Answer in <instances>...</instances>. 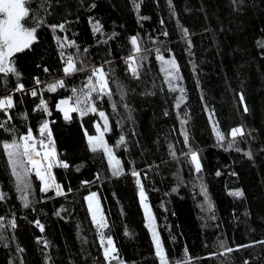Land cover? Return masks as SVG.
I'll return each mask as SVG.
<instances>
[{
  "label": "trees",
  "instance_id": "trees-1",
  "mask_svg": "<svg viewBox=\"0 0 264 264\" xmlns=\"http://www.w3.org/2000/svg\"><path fill=\"white\" fill-rule=\"evenodd\" d=\"M29 7L25 26L38 24L36 40L12 58L19 78L0 74V99L11 96L14 103L0 111V264H108L87 208L92 193L116 261L158 264L133 170L169 264H264V0H31ZM60 24L63 30L53 31L51 25ZM132 37L140 47L135 76L127 69ZM69 55L83 70L65 76ZM157 55L179 68V107L181 94L170 90ZM101 67L111 97L93 92L91 99L108 118L103 139L119 161V176L103 149L89 145L104 122L98 112H72L66 120L57 109L61 100L75 106L83 99L92 69ZM61 80L63 87L47 90ZM18 84L24 91H15ZM41 97L47 112L37 109ZM210 115L226 136L223 144ZM45 121L57 159L68 165L52 168L64 195L42 193L30 171L25 207L3 143L29 129L44 139L39 128ZM235 127L245 136L229 148ZM190 149L200 159L199 173L186 155ZM237 190L242 197L230 195ZM221 241L233 251L222 254Z\"/></svg>",
  "mask_w": 264,
  "mask_h": 264
},
{
  "label": "snow or ice",
  "instance_id": "snow-or-ice-1",
  "mask_svg": "<svg viewBox=\"0 0 264 264\" xmlns=\"http://www.w3.org/2000/svg\"><path fill=\"white\" fill-rule=\"evenodd\" d=\"M30 2L31 0H0V74H3L4 77H7L9 74L17 75L19 78V74L16 73V70L13 66V56L15 53L23 51L24 49L29 48L36 40V27H27L25 26V21L32 18L31 10H30ZM139 8V5H136ZM163 23V22H162ZM53 31L56 28H60L63 30L64 25H51ZM99 25L94 26V31H99ZM185 37H187V30H183ZM167 35V33H165ZM131 44L133 45L134 55L129 57L128 67L132 74L137 75L136 63L138 62L135 56V53L140 52V47L137 42L136 37H132ZM66 45L64 43L60 44L61 48H64ZM87 51V50H85ZM159 53V49H157ZM64 53L61 52V56ZM157 59L161 60L163 63V71L165 72L166 82L169 84V88L171 91H179L180 96L178 97L177 107L180 106V103L184 100V89L180 87L177 88L176 81H179L181 78L179 76V68L174 59L165 60L163 56L157 55ZM83 68H78L76 61L73 59L71 55L66 58L65 66L63 67V72L65 76L72 75L77 71H82ZM47 71V69H45ZM93 78H95V83H93ZM36 83L39 85L40 81L37 80ZM64 82L57 81L54 84L48 85V91H56L58 87H63ZM88 87L89 92L84 95L83 99L79 97L76 98L75 106L62 107L69 104L68 100H61L57 105L58 109L64 113V118L66 120L70 119V113L79 112L81 116L87 115L88 113H97L99 117L104 121L103 130H101V126L97 124V132L100 133L97 137H89V145L92 148V151H98V146L103 147V151L105 155L108 157L110 166H113L112 174L113 176L121 175V169L119 167V161L112 155V149L109 148L103 142V133L109 130L108 128V118L103 111H98L94 102L91 99V93L97 92V98L102 96L111 97V91L108 87V81L106 79V73L103 68H94L92 69L91 76L88 79ZM15 91H24L23 84H18ZM76 91L75 89L73 90ZM31 95L36 97L38 95L36 90L31 91ZM241 103L244 101V97L241 95L240 97ZM14 107L13 100L11 96H7L4 99H0V111L7 112L8 109H12ZM38 110H42L44 112L48 111L47 104L45 100L41 97L40 103L37 106ZM248 109L245 106L244 111L246 112ZM207 111V109H206ZM11 120V116L8 117ZM210 122H212L213 131L216 135L217 142L223 144L226 140V136L219 130V126L212 119V115L209 116ZM187 121H181V126L183 127ZM4 124H0V128H4ZM39 133L43 137L45 134L47 135V141L45 139L37 140L31 129L28 130L26 134L20 135L17 138H14L11 142L3 143V148L8 157V163L11 167L12 175L16 178L17 182V190L21 193V200L24 203L25 207L29 206V201L27 199V192L30 188V183L27 181L26 177L30 171L35 172V176L41 182L40 191L42 193H47L51 189H55L56 196L64 195V191L61 186L56 183L55 178L52 176V168L54 166H62L67 168L68 165L65 162L59 161L57 159V155L55 152L54 144L51 141V132L48 127V123L45 121L39 128ZM184 136V142L187 145L188 137L186 132L181 133ZM87 135V133H86ZM228 136L231 137V140H228V147L232 148L238 137L245 136V130L243 127H235L232 128ZM124 143V137L121 136L120 140L117 143V146ZM237 151L240 149L237 148ZM174 156L175 153H172ZM190 156L191 163L194 165L195 171L197 173L201 172V164L200 159L198 157L197 152L192 151L190 149L189 153L186 154ZM250 155V154H248ZM132 175L136 177V184L139 188V197L141 200V204L145 208L146 215V226L149 227V230L152 232V238L155 246V255L159 258V264H169L168 258L162 246V243L159 239L158 233L152 228V223L154 221V217L151 216L150 210L148 206L145 204L147 199L145 195V191L140 181V173L133 170ZM217 175H220L217 172ZM87 183V182H85ZM237 198L243 196L242 191H234L230 193ZM4 199L3 194H0V200ZM88 202V210L91 215V220L93 225L97 229V234L99 236L100 245L103 249V255L105 261L108 264H111V261L117 260V249L114 245V242L110 236H106L104 233V229L108 227L107 221L101 212L97 195L96 193H92L88 197L85 198ZM95 205V206H94ZM211 208V205H209ZM59 215V213H57ZM37 227L43 231V226L36 221ZM12 227H15L13 222ZM128 235V233H125ZM259 243L264 244V241H260ZM220 246L225 249V253H231L233 251L232 248L226 247L223 241L220 242ZM249 245H244L241 247H248ZM247 264V262H245Z\"/></svg>",
  "mask_w": 264,
  "mask_h": 264
},
{
  "label": "rangeland",
  "instance_id": "rangeland-1",
  "mask_svg": "<svg viewBox=\"0 0 264 264\" xmlns=\"http://www.w3.org/2000/svg\"><path fill=\"white\" fill-rule=\"evenodd\" d=\"M134 55V53L132 54V55H130V56H133ZM138 55H140V52L139 53H135V56H138ZM129 56V57H130ZM128 57V58H129ZM129 63V62H128ZM128 63H127V69H128V72H131L130 70H129V67H128ZM60 102V101H59ZM59 102H58V104H59ZM69 106H72V105H70V104H68V105H65V106H62V107H69ZM57 109H58V107H57ZM59 110V109H58ZM59 112H60V114L64 117V113L62 112V111H60L59 110ZM103 123L104 122H102L101 121V130H103ZM100 135V133H98L97 132V135L95 136V137H97V136H99ZM46 141H47V135L45 136V138H44ZM88 141H89V139H88ZM103 142H104V139H103ZM104 144H105V142H104ZM98 148H101V149H103V147H101V146H98ZM191 161V160H190ZM192 164V163H191ZM193 165V164H192ZM114 166V165H113ZM194 166V165H193ZM33 173H34V175H35V172L33 171ZM36 177V176H35ZM38 181H39V184H40V187H41V182H40V180L39 179H37ZM54 191H55V189H54ZM138 201H139V204H140V207H141V211H142V214H143V219H144V224H145V226H146V223H147V221H146V215H145V208H144V206L141 204V200H140V197H139V193H138ZM145 204L148 206V204H147V202L145 201ZM95 206V205H94ZM87 208H88V202H87ZM148 209H149V207H148ZM150 210V209H149ZM88 212H89V210H88ZM150 214H151V212H150ZM89 215H90V213H89ZM151 216H152V214H151ZM153 217V216H152ZM90 218H91V215H90ZM96 228V227H95ZM152 228L157 232V230H156V225H155V222L153 221V223H152ZM146 229L148 230V232H149V235H150V238H151V241H152V244H153V249H154V252H155V246H154V242H153V238H152V232L149 230V227H147L146 226ZM103 252V251H102ZM104 256V255H103ZM157 257V256H156ZM157 260H158V264H159V258L157 257ZM120 262L119 261H116V260H113V261H111V264H119Z\"/></svg>",
  "mask_w": 264,
  "mask_h": 264
}]
</instances>
